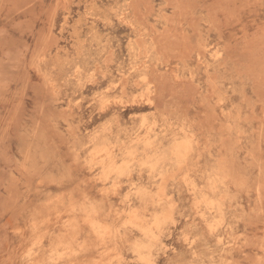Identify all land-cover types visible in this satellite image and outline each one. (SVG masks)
<instances>
[{
  "label": "rangeland",
  "instance_id": "rangeland-1",
  "mask_svg": "<svg viewBox=\"0 0 264 264\" xmlns=\"http://www.w3.org/2000/svg\"><path fill=\"white\" fill-rule=\"evenodd\" d=\"M0 264H264V0H0Z\"/></svg>",
  "mask_w": 264,
  "mask_h": 264
},
{
  "label": "bare ground",
  "instance_id": "bare-ground-1",
  "mask_svg": "<svg viewBox=\"0 0 264 264\" xmlns=\"http://www.w3.org/2000/svg\"><path fill=\"white\" fill-rule=\"evenodd\" d=\"M101 163V162H100Z\"/></svg>",
  "mask_w": 264,
  "mask_h": 264
}]
</instances>
